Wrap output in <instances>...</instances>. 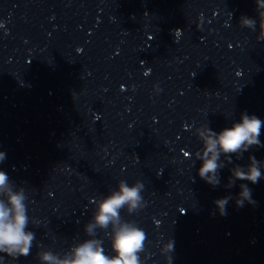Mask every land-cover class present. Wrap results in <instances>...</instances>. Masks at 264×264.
Returning <instances> with one entry per match:
<instances>
[{
  "label": "clouds",
  "instance_id": "9594fccd",
  "mask_svg": "<svg viewBox=\"0 0 264 264\" xmlns=\"http://www.w3.org/2000/svg\"><path fill=\"white\" fill-rule=\"evenodd\" d=\"M255 3L260 28L256 39L264 41V2L255 0ZM239 24L252 31L256 29V19L248 16H241ZM262 126L264 121L255 115L242 113L239 122L219 133L207 124L195 129V135L202 143V148L195 153L196 160L202 161L198 169L199 177L214 188L218 186L220 170L232 163L233 155L239 159L251 147L262 146L259 139ZM5 158V154L0 153V162ZM249 161L247 166L236 165L230 169L231 176L226 187L234 186L237 180L252 184L259 182L264 161H258L254 156H249ZM239 187L240 192L235 198L237 207H243L245 202L254 204L252 190L247 184L242 183ZM143 189L144 185L140 181L132 185L124 180L119 181L116 189L95 201L92 219L84 227L90 238L74 244L63 255L51 250L39 251L37 256L40 264H142L141 253L145 250L146 233L135 222L125 220L121 210L126 209L127 213L132 214L143 209ZM231 199L233 197L229 195L214 201L221 215L226 214V206ZM26 200L25 189L18 187L4 171H0V253L13 259L29 256L35 240V234L28 230ZM98 229L104 230L110 237L114 255L105 253L103 241L97 238ZM173 251L174 241L168 239L160 249L166 264H171L170 254Z\"/></svg>",
  "mask_w": 264,
  "mask_h": 264
}]
</instances>
